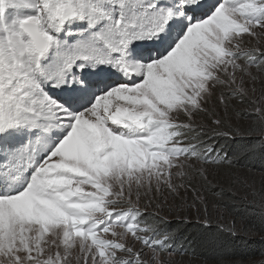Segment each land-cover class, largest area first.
<instances>
[{
	"label": "snow or ice",
	"instance_id": "snow-or-ice-1",
	"mask_svg": "<svg viewBox=\"0 0 264 264\" xmlns=\"http://www.w3.org/2000/svg\"><path fill=\"white\" fill-rule=\"evenodd\" d=\"M257 82L264 0H0V264H170L157 196L264 158Z\"/></svg>",
	"mask_w": 264,
	"mask_h": 264
},
{
	"label": "trees",
	"instance_id": "trees-1",
	"mask_svg": "<svg viewBox=\"0 0 264 264\" xmlns=\"http://www.w3.org/2000/svg\"><path fill=\"white\" fill-rule=\"evenodd\" d=\"M202 141L203 146L214 147L217 152L221 154L226 152L229 155L239 147L241 142L239 137L229 139L214 131H205ZM216 167L225 170L226 176L233 177L232 174L239 176L246 173V176L260 174L261 177H259L264 178L262 175L264 158L260 157L245 159L241 156L234 161L232 167L226 166L224 169L221 166ZM218 173L220 174L219 171ZM234 183V179H230L229 182L217 181L210 184L211 192L208 197H211V200H208L206 194H198L200 187H196L194 183L187 187H193L201 196L202 209L209 208L208 206L214 208L217 205L226 218L238 224L236 236L231 235L232 228L229 226L210 220L205 224V217L210 216L208 212L203 213V218L197 216L172 221L162 220L158 226L162 230L173 233L175 253H185L205 264H264V229H261L259 225L260 214L264 213V204H259L254 196L249 201L240 199L236 193L233 194L231 191L235 186ZM259 186L261 187V184ZM210 239L214 243H209Z\"/></svg>",
	"mask_w": 264,
	"mask_h": 264
},
{
	"label": "rangeland",
	"instance_id": "rangeland-1",
	"mask_svg": "<svg viewBox=\"0 0 264 264\" xmlns=\"http://www.w3.org/2000/svg\"><path fill=\"white\" fill-rule=\"evenodd\" d=\"M249 89H251V85H247ZM255 92L252 93L251 90L249 92V99H258L261 104H264V98H262V93H264V85H262L260 82H257L255 84ZM234 104H231L228 113H227V120L229 124L235 125L237 123L247 125V114L252 111V108L254 105H250L248 103V99H246L243 103L236 101L233 102ZM219 111L221 113L224 112V108L221 105ZM213 126L207 128L205 131L211 132ZM216 137V136H213ZM226 166H221V168L224 169ZM220 172V174L218 173ZM208 174L210 181L212 183L214 182H229L230 179L236 180H243L245 177L248 178V185H242L240 183H234L235 186L232 188V193H236L237 196H239L240 199H243L244 201H249L250 198L254 196V199H257L259 204H264V178H260V174H253L251 176L250 174L246 176V173L243 175H227V172L225 170L219 169V167L212 166L208 168ZM251 176V177H250ZM260 176V177H259ZM196 185V187H200L198 190V194H206V196H210L211 188L208 185H203V182L197 177V179L192 181V184ZM191 184V185H192ZM261 184V187L259 186ZM263 184V185H262ZM189 186V185H187ZM182 187L179 190L178 194H170L167 189L164 190L162 195H158L157 199L160 200L161 203L164 204L165 212L162 213L163 220L165 221H172L173 219H184L186 217L189 218H195L197 216H200L201 218L204 217L203 213L208 212L210 216H208V220L217 222L219 224L229 226L230 228H238L239 225L236 224L234 221H232L229 218H226L224 214L218 209V206L215 205L214 208H206L202 209L201 206L202 198L200 195H198L195 191V189L191 187ZM206 197V198H207ZM211 197H208V200H211ZM253 199V200H254ZM195 204V206H193ZM170 209V210H169ZM139 247V245H137ZM151 255V253H149ZM164 259L167 261H170V264H205L201 263L190 256L186 255L185 253H175L171 256L164 255Z\"/></svg>",
	"mask_w": 264,
	"mask_h": 264
}]
</instances>
